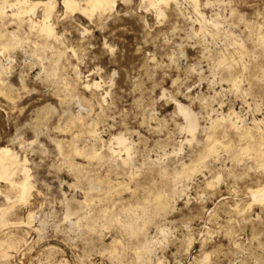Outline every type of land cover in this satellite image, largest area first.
I'll return each instance as SVG.
<instances>
[{"label":"clouds","instance_id":"1","mask_svg":"<svg viewBox=\"0 0 264 264\" xmlns=\"http://www.w3.org/2000/svg\"><path fill=\"white\" fill-rule=\"evenodd\" d=\"M0 264H264V0H0Z\"/></svg>","mask_w":264,"mask_h":264}]
</instances>
